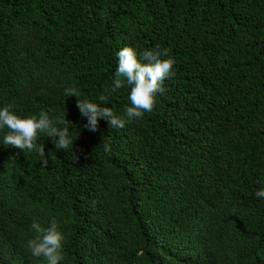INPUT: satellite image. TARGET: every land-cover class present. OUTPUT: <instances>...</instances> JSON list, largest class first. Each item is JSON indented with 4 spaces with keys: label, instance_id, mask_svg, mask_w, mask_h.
I'll return each mask as SVG.
<instances>
[{
    "label": "trees",
    "instance_id": "trees-1",
    "mask_svg": "<svg viewBox=\"0 0 264 264\" xmlns=\"http://www.w3.org/2000/svg\"><path fill=\"white\" fill-rule=\"evenodd\" d=\"M157 45L176 63L153 111L85 128L65 89L98 103L120 49ZM129 95L102 106L126 118ZM7 105L66 116L74 144L41 133L43 167L0 131V264H46L27 242L52 220L60 264H264V0H0Z\"/></svg>",
    "mask_w": 264,
    "mask_h": 264
},
{
    "label": "clouds",
    "instance_id": "clouds-1",
    "mask_svg": "<svg viewBox=\"0 0 264 264\" xmlns=\"http://www.w3.org/2000/svg\"><path fill=\"white\" fill-rule=\"evenodd\" d=\"M118 65L110 89L99 96V102L81 99L80 92L75 86L65 89V96L77 97V108L82 116L87 118L85 128L95 132L99 127V120L104 119L112 128H123L128 121L141 119L145 113H150L156 106L157 96L166 91L164 82L174 73L175 59L169 50L161 49L158 45L153 49H145L138 53L133 47L126 46L117 52ZM123 78V79H121ZM130 86L129 100L131 106L125 110V117L116 115L111 107L102 106L108 103L109 97L124 84ZM66 116H50L47 111H40L38 115L21 117L13 111L12 105L0 108V131L7 129L3 137V144L21 151H37L42 166L48 163L44 146L37 141L41 133L52 138L57 149L66 150L73 147ZM105 152L110 151V145H103ZM256 197L264 198V188L255 192ZM31 229L36 233L34 239L27 242V248L35 257H43L46 264H60L64 260L62 253L64 234L59 224L52 220L44 227L33 221Z\"/></svg>",
    "mask_w": 264,
    "mask_h": 264
}]
</instances>
